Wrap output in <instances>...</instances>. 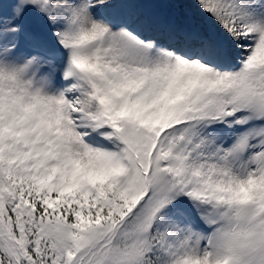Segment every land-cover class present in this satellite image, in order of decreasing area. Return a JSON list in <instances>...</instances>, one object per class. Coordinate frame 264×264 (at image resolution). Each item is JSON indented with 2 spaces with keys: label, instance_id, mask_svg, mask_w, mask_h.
<instances>
[{
  "label": "snow or ice",
  "instance_id": "6c2138e0",
  "mask_svg": "<svg viewBox=\"0 0 264 264\" xmlns=\"http://www.w3.org/2000/svg\"><path fill=\"white\" fill-rule=\"evenodd\" d=\"M0 264H264V0H0Z\"/></svg>",
  "mask_w": 264,
  "mask_h": 264
}]
</instances>
